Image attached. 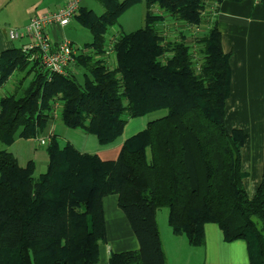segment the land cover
I'll return each mask as SVG.
<instances>
[{"label":"trees","instance_id":"obj_1","mask_svg":"<svg viewBox=\"0 0 264 264\" xmlns=\"http://www.w3.org/2000/svg\"><path fill=\"white\" fill-rule=\"evenodd\" d=\"M140 1L100 0L99 15L79 6L74 18L92 35L72 66L83 70V82L74 70L49 74L22 49L1 53L0 87L23 73L16 90L0 97L3 146L43 135L56 108L65 127L94 134L102 145L116 140L131 118L166 115L125 140L114 161L69 142L60 147L50 133L47 169L38 177L32 161L22 167L0 149V264L97 263L108 195H117L139 243L137 250L112 253L109 264H165L159 208L191 246H202L204 224L216 223L226 241L246 242L250 264H264V165L248 198L240 157L245 135L224 124L230 70L217 27L194 39L196 50L185 35L166 39L158 29L167 17L197 28L213 15L208 0H143L142 27L109 32ZM110 41L112 69L104 60Z\"/></svg>","mask_w":264,"mask_h":264},{"label":"crops","instance_id":"obj_2","mask_svg":"<svg viewBox=\"0 0 264 264\" xmlns=\"http://www.w3.org/2000/svg\"><path fill=\"white\" fill-rule=\"evenodd\" d=\"M64 1L0 0V55L7 50L22 49L28 42L26 38L11 40L8 36L10 28H21L31 17L53 11ZM207 13L213 14V17L210 16L203 21L197 27L195 35H191L189 25L168 17L158 24V29L166 39H176L181 34L185 35L187 43L192 44L193 50H196L198 47L194 39L206 34L213 23L216 25L222 52L228 55L230 70L224 124L228 132L239 130L245 135L240 149L241 171L245 174L242 182L246 195L252 198L260 185L264 165V0H221L214 12L207 10ZM63 28L52 27L49 30L50 38L52 40L62 38L59 35ZM104 60L110 69L116 66L114 54L104 57ZM74 68L71 67L69 70L72 71ZM11 80L12 76L0 90H5V93L11 90L14 92ZM57 110L58 108L46 129L45 136L16 138L8 146L0 144V149L11 153L20 166L25 167L32 161L35 167L34 177H38L47 169L49 158L46 146L49 142L48 135L54 134V127L57 121H60ZM165 115V110H159L131 118L122 134L113 142L104 145L99 143L94 134L85 133L80 129L65 127L63 132L67 142L81 153L97 154L102 160L114 161L125 140L143 130L148 122ZM41 139H45L46 144H41ZM159 209L156 211V221L165 264H250L247 244L243 239L226 241L219 226L209 222L204 224V244L191 246L185 235L172 231L166 208L162 222L158 220ZM102 210L106 238L98 246L99 259L95 264H109L112 253L139 248L138 240L118 206L117 195L103 197Z\"/></svg>","mask_w":264,"mask_h":264},{"label":"built area","instance_id":"obj_3","mask_svg":"<svg viewBox=\"0 0 264 264\" xmlns=\"http://www.w3.org/2000/svg\"><path fill=\"white\" fill-rule=\"evenodd\" d=\"M80 2L81 0H65L55 10L46 11L40 15L31 17L25 26L21 28H10L8 30V36L11 40L26 38L28 42L23 45L22 51L24 53H30V59L38 58L42 67L49 74H65L74 64L78 48L64 37L58 40H52L49 35V30L55 26L60 28L66 27L74 19ZM218 4L219 0H208L206 10H212L214 12ZM109 43L105 57L113 54L111 41ZM40 143L46 144V140L41 139Z\"/></svg>","mask_w":264,"mask_h":264},{"label":"rangeland","instance_id":"obj_4","mask_svg":"<svg viewBox=\"0 0 264 264\" xmlns=\"http://www.w3.org/2000/svg\"><path fill=\"white\" fill-rule=\"evenodd\" d=\"M80 5L82 7L91 9L95 14L99 15L103 12V6L101 5L100 0H81ZM144 13H145V5L144 1H140L135 3L131 7H129L118 19L117 23L113 25L109 32H115L118 30L119 33H129L135 31L143 26L144 23ZM196 29L191 27L189 29L191 31V35H195ZM188 30V31H189ZM60 37H64L73 42L74 46L78 48L79 51L85 49V46L89 44L92 40V35L90 30L81 25L77 19H72L71 22L61 30ZM192 37V36H191ZM74 74L79 82H83V70L80 67H75ZM23 73L15 72L12 75L11 84L14 87V91L19 85V80L22 77ZM29 82V78L24 81L23 85H27ZM13 91H9V93H5V90H0V97L4 95L12 94ZM59 120V119H58ZM130 120V119H129ZM128 120V121H129ZM65 126L60 121H57V124L54 127V135L57 138V142L60 147H63L66 142V136H64ZM41 136H45V133ZM163 213H166L165 208H161L158 210V220L162 222Z\"/></svg>","mask_w":264,"mask_h":264}]
</instances>
